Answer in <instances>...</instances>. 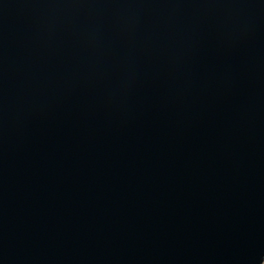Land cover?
<instances>
[{
	"label": "water",
	"instance_id": "1",
	"mask_svg": "<svg viewBox=\"0 0 264 264\" xmlns=\"http://www.w3.org/2000/svg\"><path fill=\"white\" fill-rule=\"evenodd\" d=\"M264 0H0V264H263Z\"/></svg>",
	"mask_w": 264,
	"mask_h": 264
},
{
	"label": "rangeland",
	"instance_id": "2",
	"mask_svg": "<svg viewBox=\"0 0 264 264\" xmlns=\"http://www.w3.org/2000/svg\"><path fill=\"white\" fill-rule=\"evenodd\" d=\"M263 264H264V261H263Z\"/></svg>",
	"mask_w": 264,
	"mask_h": 264
}]
</instances>
